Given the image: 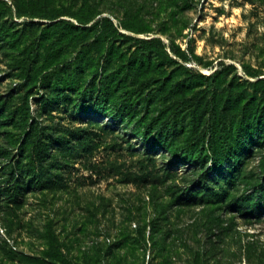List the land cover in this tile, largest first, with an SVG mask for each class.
I'll use <instances>...</instances> for the list:
<instances>
[{
  "label": "rangeland",
  "instance_id": "1",
  "mask_svg": "<svg viewBox=\"0 0 264 264\" xmlns=\"http://www.w3.org/2000/svg\"><path fill=\"white\" fill-rule=\"evenodd\" d=\"M0 99V264H264V0H0Z\"/></svg>",
  "mask_w": 264,
  "mask_h": 264
},
{
  "label": "trees",
  "instance_id": "2",
  "mask_svg": "<svg viewBox=\"0 0 264 264\" xmlns=\"http://www.w3.org/2000/svg\"><path fill=\"white\" fill-rule=\"evenodd\" d=\"M82 23V20H80ZM7 102H3L0 99V117L7 116L11 119L10 128L12 131H9L7 134L8 140H12L16 137L14 133L19 132L20 143V153L21 155L30 152L31 155L36 157V160L40 163H46L53 157V152L55 150V144L57 143L55 135L49 133L43 124L39 121V117H32L29 110L24 113H12L7 114L6 107ZM75 136V134H73ZM78 138H84L80 135ZM4 143H0V159L7 158L8 152L5 150ZM218 165V162L215 164Z\"/></svg>",
  "mask_w": 264,
  "mask_h": 264
}]
</instances>
